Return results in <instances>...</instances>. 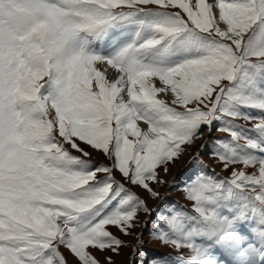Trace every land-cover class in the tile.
<instances>
[{
  "label": "snow or ice",
  "instance_id": "1",
  "mask_svg": "<svg viewBox=\"0 0 264 264\" xmlns=\"http://www.w3.org/2000/svg\"><path fill=\"white\" fill-rule=\"evenodd\" d=\"M112 228L175 250L146 264H264V0H0V264H101Z\"/></svg>",
  "mask_w": 264,
  "mask_h": 264
},
{
  "label": "rangeland",
  "instance_id": "2",
  "mask_svg": "<svg viewBox=\"0 0 264 264\" xmlns=\"http://www.w3.org/2000/svg\"><path fill=\"white\" fill-rule=\"evenodd\" d=\"M243 122V121H240ZM244 123V122H243ZM221 133L219 132H211L209 133L207 129L204 132V136L201 137V139L197 140L189 149L188 151L181 155L179 159L175 161V163L170 164V172L165 176V179L167 180L168 183L159 186L157 190L161 193V197L164 200H167L169 202H175L179 206H189L190 204L188 201L184 199V194L183 191L181 190V187L179 183L173 185V177H180L183 178L188 175V161L190 157L200 149V146L205 143V140H208L209 143L217 137L220 136ZM211 148L206 147L201 155V159L203 160V164L207 165V168L209 166V171L212 169H215L216 173H219L221 176H227L228 173L222 172L221 171V165L220 163L210 155ZM203 157V158H202ZM93 158L96 162H104L106 163L107 161L103 157L102 154L98 152L93 153ZM219 165V166H218ZM119 174L117 173V179H119ZM171 185V186H170ZM139 194L142 197H147L146 193L140 192V190H137ZM148 206L150 208H155L157 206H161L162 208H166L168 205L163 204L162 200H154V199H148ZM146 218V214H141V220L143 221ZM153 221L155 220V216L151 218ZM149 230L152 228V224L150 223L148 225ZM111 231L117 236H119L122 240H124L129 246L124 247L121 249V254L119 256H115L112 253H104V254H99L97 253L98 258L101 260V264H106L105 262V256L107 255H113V260L114 264H146V260L149 256L155 255L157 253H162L166 255H175V250L171 249L169 247H161L158 241L152 240L149 242V234L147 231L144 232L143 235V240L145 243L142 245V247L147 250L145 255H138L135 260L132 259L133 256V249L131 245L136 244V238L135 235L133 236H123L121 233H119L115 228H112ZM141 229L137 228L134 229V233L140 232ZM62 252H64L65 256L68 258L70 261V264H74L73 258L68 254L67 250L61 249ZM186 251V250H185Z\"/></svg>",
  "mask_w": 264,
  "mask_h": 264
},
{
  "label": "bare ground",
  "instance_id": "3",
  "mask_svg": "<svg viewBox=\"0 0 264 264\" xmlns=\"http://www.w3.org/2000/svg\"><path fill=\"white\" fill-rule=\"evenodd\" d=\"M203 158V157H202ZM219 166V165H218Z\"/></svg>",
  "mask_w": 264,
  "mask_h": 264
}]
</instances>
